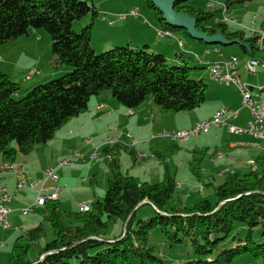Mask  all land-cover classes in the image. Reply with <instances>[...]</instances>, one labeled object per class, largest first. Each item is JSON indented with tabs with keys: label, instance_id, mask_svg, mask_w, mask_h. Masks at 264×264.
Wrapping results in <instances>:
<instances>
[{
	"label": "trees",
	"instance_id": "1",
	"mask_svg": "<svg viewBox=\"0 0 264 264\" xmlns=\"http://www.w3.org/2000/svg\"><path fill=\"white\" fill-rule=\"evenodd\" d=\"M142 1L154 12L162 32L171 36L183 32L192 38L184 28L168 23L152 0ZM190 1L175 0L174 10L195 18L198 31L220 34L228 41L239 39L247 42L248 50L242 47L245 52L257 53L258 36L244 39L242 30L228 33L224 23L205 25L214 12L196 10ZM98 17L93 0H0V44L29 29H43L50 35L51 67L69 69L58 78L34 84L19 98L15 97L18 84L0 72V153L5 160H15L18 154L26 155L36 144L50 140L68 120L87 109L92 96L103 91L129 110L148 96L164 113L188 112L205 101L208 85L192 73L206 66H189L183 53L176 56L183 64L169 65L174 60L147 44L133 47L127 43L96 52L91 33ZM82 18L87 22L76 32L73 22ZM109 145L102 147V155L111 157L103 198L91 200L87 211L72 212L63 210L56 200L47 201L45 220L52 240L30 260L29 250L43 228L39 224L27 230L13 243L8 264H162L163 257L149 244L156 229L169 246L189 241L193 258L184 264H231L244 254L264 258V155L256 159L257 169L227 174L215 188V202L203 199L192 206L167 207L177 190L174 176L166 171L152 183L121 172L118 151ZM195 154L190 170L201 181L202 159L199 152ZM116 221L124 224V230L117 238L104 240L108 226ZM236 223L243 225L245 236L229 239Z\"/></svg>",
	"mask_w": 264,
	"mask_h": 264
},
{
	"label": "crops",
	"instance_id": "2",
	"mask_svg": "<svg viewBox=\"0 0 264 264\" xmlns=\"http://www.w3.org/2000/svg\"><path fill=\"white\" fill-rule=\"evenodd\" d=\"M229 2L231 1L228 0V2L226 3V7L227 5H229ZM130 9L133 8H129V10ZM119 11L123 12V9L116 8V10H114L111 14ZM98 12L100 14L99 10ZM139 16L132 17L139 18ZM224 16L217 18L214 22L224 23L226 25V31L228 33L240 31V29L238 28H230L227 23V18ZM150 18H145L146 20H144V23L150 20V22L154 24L155 28L158 29L157 33L158 36L161 37L162 45L166 47H172V50L174 51L173 41H171L174 39L177 42L179 48L187 46L190 51L194 49L195 45L191 43L184 44L183 40L178 34L174 33L172 36L170 34L165 35V33L167 32H162L159 29L155 17L151 19ZM259 18L260 17H258V15H253L251 17V20L253 22L251 23L252 25L242 30L244 39L251 37L256 38V36H258L261 31H264V17L260 21H257L259 20ZM101 21L103 22L102 19ZM85 22H87V19ZM107 23L109 24V21ZM123 24L125 28H129L128 30H126V32L129 31V33L127 34L128 38L118 36V39H131L132 34L137 31L138 28L128 26L127 23ZM39 30L41 29H29L27 34L22 35L14 40L7 41L6 43L0 44V72L8 75L13 81L18 84L19 89L16 94L18 96L24 95L36 83L44 82V80L46 81V79L59 76L62 73L68 71V68L65 66L59 68L57 71L50 67L49 64L51 53L47 46L41 45V41L43 39L45 40V38ZM235 40L237 41L233 44L238 45L242 49V53L246 55V59H239V56L236 53H231L229 57H238V73L240 79L253 87L252 90L254 94H257L258 100L264 106V86H261L259 89L255 90V85L251 80L252 78L255 81L260 80L261 74L264 73V49L258 48L257 53L254 56H251L242 48H248L247 42H240L239 39ZM179 41L180 43H182V46L179 45ZM108 42V40L106 41L103 39H96V46H100L97 48L101 49V45H105ZM140 43L142 42L130 44L129 40L128 44L131 46H139ZM201 43L205 44L204 52L206 53L211 49L210 47L206 46L213 45L205 41ZM240 43L243 44V46H241ZM262 43L264 44V38L262 39ZM196 48L199 49L198 47ZM188 49L185 48V50ZM212 51L214 53L213 58L199 59L200 61L198 66H206V68L204 69L205 72H207L208 65L210 63L229 58L226 57L227 55H225V53H223L218 46L212 47ZM252 57L258 61L257 68L254 74L250 73L246 67L247 61ZM34 68L39 71V73H35V75H38L39 78H34V76L25 78L26 71ZM240 68L242 69V73H240ZM197 77H202L201 72L197 73ZM224 107L228 110H239L237 116L231 120V122L235 125L244 126L245 122L251 117L250 110L242 106L241 95L237 87L219 83L217 85H208L205 93V101L199 107L188 112L164 113L153 103L151 99L148 98H146L141 105L130 112L129 109L121 105L115 98H113L111 93L108 91L92 96L88 101L86 110H84L78 116H75L68 120L60 129L57 130L59 132L60 138L64 139L67 144L57 145L53 150L51 149L50 157L51 159H54L53 161H56L54 165L52 162H50L48 165H39L33 161V164H29L26 162L29 166L28 170L26 165L24 164L25 158L19 156L21 154H18L15 158L16 161L21 162L25 166V168L27 169L28 177L32 181H38L35 186L17 190L16 181L13 174L4 173L1 175L0 187H6L8 191L12 193V197L9 202L10 212L7 216L9 226L3 227L2 225H0V264H8L13 243L20 234L26 232L28 228L31 229V227H28L26 230L18 229V226H20L22 222L18 220L16 214L19 213L23 216L28 214H22L21 209L32 205L39 194L44 195L46 193H50L54 190V187L56 185H63L62 191L58 195V199L56 200L57 202H59V197H64L63 194L65 193V191H63V187L66 186L67 188L72 186L74 182L85 181L84 177H80L77 181L74 175H70V177H64V174L62 172L57 177L58 182H53L45 178V169L53 167L54 172L56 173L57 169L62 167L56 166L59 161L65 159L66 156L68 159L73 160L72 154L74 151H72V149H77L79 153H81L84 157H87L88 154L95 150L97 147H100L101 145L105 147L106 145H104V142L107 139L112 138L114 140H117L118 142L113 143L108 147L115 148V150L118 151V155L120 154V149L123 148L125 150H128L129 152L132 151V153H134L136 156L133 159V166L130 165L127 160L124 161L123 167L126 168L127 173L138 177L142 181L153 183L161 180L164 173L168 171L174 176L179 189H182L183 187L187 188L188 185L189 187H193V191H196V195L198 196L195 203L203 199H209V196L204 198V189L201 190L202 184L203 186L206 184L204 181L212 185L215 184V181L222 179L219 182L221 184L227 174L238 173L239 175H243L249 172L251 168L256 167L254 169H257L258 163L256 159L259 156H262L260 155V153L264 154V150H261L256 145L257 143H259V140L248 133H230L224 126H222L217 128L213 127L207 133H200L198 135L190 137L185 141L179 142H176L170 138H161L156 136V133L163 129H188L202 120L210 119L218 109ZM131 139H137L136 144L131 145ZM64 151H67V153L65 156H62ZM195 151L200 153L197 154V156L201 157L202 159L199 168V173L202 176V180L200 181L198 177H195L196 180L200 182L199 187L194 184V181L191 177H188V180L186 182L179 176V171L181 169H190V160L192 156H196ZM137 153H143V157H139L138 155H136ZM110 154L112 155V153ZM159 156H161L162 158H160ZM108 158L111 159L110 156H108ZM4 160L5 158L0 153V165L4 162ZM74 160L76 162H79V164L75 165V162L74 165L70 167L79 166L80 168H88L87 166H85V164L88 163L83 162L82 159ZM140 160H143L141 164H139ZM80 163L84 165H80ZM89 164L90 173L97 163ZM117 164L119 166V169L122 170L123 167L121 168L119 162H117ZM109 172H107L106 178ZM60 178L61 180H59ZM102 187H99V190L103 192L105 191L106 187ZM196 188L198 189L196 190ZM23 190H27V192L23 195L18 196V193ZM99 190L97 189V191L95 192V190L93 189V195H96V197H98ZM72 191L73 187L71 188V192ZM190 192V190L185 191L184 194L186 195V197L191 196L189 194ZM84 200L91 201L92 198L86 197L85 199L81 200V202H84ZM61 204H64L63 199H61ZM76 204L75 208L78 209V206ZM45 205L46 203L44 205L35 206L36 211L43 210L42 217L44 218ZM184 205H186V202H184ZM33 214L35 216L37 213L34 212ZM26 221L27 220H25V222Z\"/></svg>",
	"mask_w": 264,
	"mask_h": 264
},
{
	"label": "rangeland",
	"instance_id": "3",
	"mask_svg": "<svg viewBox=\"0 0 264 264\" xmlns=\"http://www.w3.org/2000/svg\"><path fill=\"white\" fill-rule=\"evenodd\" d=\"M230 1L231 2H229V5H227V7H226V3L228 2V0H191L190 3L196 10L203 9L205 11H210L212 13L214 12V17L208 21H205L204 22L205 25H210L217 18H220L225 15L224 17L227 18V23L230 28L234 27V28L243 30L244 28L246 29L247 27L252 25L251 23L253 22L251 20V17L253 15H258V17H260L259 20L257 21H260L264 17V0H252V1L230 0ZM93 2L95 6H97L98 10L100 11V14H99V17L93 23L92 33H91L92 46H96V39H101V40L103 39V40L109 41L105 45H101V49L97 48L100 46H96L95 48L93 47L96 52H102V51L111 49L113 46H116V45L118 46L127 45V43H129V40H130V44H135L136 42H142L140 43L139 47H142L147 44L149 46V49L165 53L168 58H172L174 60L172 62L169 61V65L183 64L186 61L189 66H198L199 61H200L199 59L201 58L211 59L214 57V53L212 51V47H214L213 45L206 46V47L211 48L209 52L206 53L204 52L205 44H202L201 42H195L196 40H193L190 37H187L183 32H176L175 34H178L181 37L184 44L191 43L195 45L193 50L190 51V49H188L187 46L179 48L177 45V42L174 39L171 40L173 41L174 51L172 50V47H166L162 45L161 37H159L157 33L158 29L155 28L154 24H152L150 20L144 23V20H146L145 18L147 17L150 18V16L151 18H154L155 16H154V12L150 10L144 4L142 0H93ZM116 8L123 9V12L119 11V12H115L111 14L114 10H116ZM129 8H135L139 10L140 12L139 18H133L132 16H130ZM122 13L125 14L124 18L120 17V14ZM101 19L103 20V22L101 21ZM85 21L86 19L84 18H82L81 20L74 21L72 25L73 29L76 32H79L82 26L85 24ZM108 21H111L110 25L107 23ZM123 23H127L128 26L137 27L139 31L138 30L135 31L132 34L131 39H126V40L123 38L118 39V36H123L124 38H128L127 34L129 33V31L126 32V30H128L129 28H125ZM39 31L44 35V38H45V40L43 39L41 41V45L47 46L48 49L50 50V35L43 29ZM134 46H137V45H133V47ZM217 46L220 47L221 51L225 53V55H227L226 57H229L231 53H236L239 56V59L240 58L246 59V55L242 53V49L236 44H232L228 46H223V45H217ZM196 47H198L199 49H197ZM185 48H187L188 50H185ZM180 53H183L185 55L184 57L185 61H183L181 58L176 57ZM34 70H37V69L34 68ZM54 70L57 71L58 69H54ZM67 72H69V69L68 71H66V73ZM199 72H201V76L203 77L204 83H206L207 85L211 86L213 84L215 85L218 84V83L217 84L214 83L209 78V70H207V72H205V70H200ZM240 73H242L241 68H240ZM63 74H65V72L59 76L46 79V81L44 80V82H41V83H45L49 81L50 79L58 78L62 76ZM32 76H34V78L35 77L39 78V76L35 74ZM192 76L197 77V73L195 75L192 73ZM251 80L253 81L252 83L255 85V90L259 89L261 86H264V73L261 74L260 80L255 81L253 78ZM33 86L29 90H31ZM103 92H106V91H103ZM103 92H100V93H103ZM21 96L17 95L15 97L19 98ZM147 98L151 99V97L149 96ZM66 144L67 142L64 139L60 138L59 132L57 131L51 140H48L46 143L36 144L33 147V149L28 154H26V156H22V155H19V156L25 158L24 164L26 165L28 170H29V166L27 163L33 164L32 161L36 162L39 165L41 164L48 165L50 162H52L54 165L56 161H53L54 159H51L50 157L51 149L53 150L57 145H66ZM72 151L75 152L77 151V149H72ZM66 153L67 151H64L62 156H65ZM260 155H264V154L260 153ZM54 158H55V155H54ZM66 158L67 156L65 157V159ZM109 160L110 159H106L105 156L97 157L93 162H91V163H97V164L90 173H89L90 164H85V166H87L88 168H84V167L80 168L79 166L77 167L62 166L57 169L55 173L57 177L62 172L64 174V177H70V175H74L77 181L80 177L85 178L84 182L78 181V182H74L72 186L70 187H67V188L66 186L63 187V191H65V193L63 194L64 197L63 196L59 197V203L63 210L69 211V212L78 210L75 208L76 203L77 204L78 203H88L90 205V201L84 200V202H81V200L85 199L86 197L92 198V200H95V199L101 200L103 198L105 191L103 192L100 191L99 187H102V186L106 187L105 178H106L107 172H109V169H108ZM126 160L130 163V165L133 166L134 162H133L130 152L128 150L121 148L120 154L117 155V161L119 162L121 168L123 167L124 161ZM142 161L140 160L139 164H141ZM78 164L79 162H76L75 165H78ZM80 165H84V164L80 163ZM254 168H251L250 170H253ZM120 171L126 172V168L123 167V169ZM179 176L186 182L188 180V177H191L194 181V184H196L198 187L200 186L199 185L200 182L196 180L195 176L191 173L190 169L188 170L181 169L179 171ZM59 180H61V178ZM221 180L219 179L215 181V184H212V185L204 181L206 183L203 186L204 196H205L204 198L209 196L210 201L212 202L216 201L214 189L216 188L218 184H220L219 182ZM58 184H62V183H58ZM62 186L63 185H61V187ZM72 187H73V191L71 192ZM192 188L193 187H189L188 185L187 188L183 187L182 189H179L177 186L176 193L174 194L172 200L168 203L167 207H171L175 205L183 206L184 202H186V206H192L198 197L196 195L197 192L196 191L194 192ZM93 189L95 190V192L97 191V189L99 190L98 197H96V195H93ZM197 189L198 188H196V190ZM186 190L191 191L189 193L191 195L190 197H186V195L184 194ZM26 192L27 190H23L18 193V196L23 195ZM61 199L64 200V204H61ZM144 209L147 210L148 208L146 207ZM42 211L43 210L36 211V207H35L32 211L33 213L34 212L37 213L35 216L32 212H29L27 215H24V216L20 215L19 213L16 214V216L18 217V220L22 222V224L18 226V229L26 230L28 227L35 228L39 224H41L43 228V231L40 237L31 246L29 250L28 258L30 260L35 259L38 255V251L40 250V248L44 246L46 243H48L50 240H52V237H53L52 229L49 223L45 220L44 217H42ZM25 220L27 221L25 222ZM64 222H66V218H64ZM27 230H29V228ZM123 230H124V224H122L120 221H116L115 223L110 224L108 226V229L103 239L106 241H109L110 239L117 238L122 233ZM245 233L246 232H245V228L243 227V225L241 223H236L234 231L231 233L229 239H231L233 236H236V237L239 236L240 238H243L245 236ZM253 237L255 239L258 238L257 230L254 231ZM149 244L153 246L154 252L156 253V255L163 257L164 262L162 264H184L185 262H187V260H190L193 258L192 249H191V246L188 240H184L182 244H174L173 246H169V244L166 243L161 232L158 229L154 230L153 233L150 235ZM230 245H232V243H230ZM231 264H264V258H254L250 254H244V255L239 256L235 260H233Z\"/></svg>",
	"mask_w": 264,
	"mask_h": 264
},
{
	"label": "built area",
	"instance_id": "4",
	"mask_svg": "<svg viewBox=\"0 0 264 264\" xmlns=\"http://www.w3.org/2000/svg\"><path fill=\"white\" fill-rule=\"evenodd\" d=\"M129 15L133 17L139 16V11L137 9H130ZM121 18L125 17V14H120ZM169 35L170 32L165 33ZM264 38V31H261L256 38V43L262 44V49H264V44L262 43V39ZM179 44L180 41H179ZM229 59V67L225 68H217L213 67L212 69H208L212 71V75H216L219 80H221V84L226 85H235L241 95V103L243 107H246L251 112V117L245 122L244 126H238L231 122L233 118L237 116L239 110L226 109L221 108L218 109L210 119L202 120L192 127L188 129H179V130H161L156 133V136L161 138H170L176 142L185 141L194 135H198L200 133H207L213 127H222L224 126L228 132L234 134H242L248 133L253 135L255 138L259 140L258 147L261 150H264V106L258 100L257 95H253L251 93H246V86L248 83L242 81L239 77L238 73V65L239 60L237 56H231ZM258 61L255 58H250L246 67L248 71L252 74L255 73L257 68ZM39 73L38 70L30 69L25 73V78L31 77L33 74ZM118 142L112 138L107 139L104 142V145H109L112 143ZM131 145L136 144L137 140L131 139ZM102 147H97L95 150L90 152L87 157H84L78 151H75V159H82L85 163H91L94 159L99 156H102ZM138 155L143 156V153H138ZM76 162V161H75ZM75 162H58L56 166H72ZM4 173H11L15 177L16 181V189L21 190L25 187H33L38 181H32L27 174V169L24 168H0V177ZM45 178L49 179L53 182L57 181V176L55 175L54 168H47L44 171ZM62 187L56 185L54 190L50 193L39 194L32 205L21 209L22 214H26L33 211V208L37 205H44L47 201H55L58 199V195L61 193ZM12 193L8 191V189L4 186L0 187V225L3 227L9 226V222L7 219L8 213L10 212L9 202L11 200ZM78 209L87 210L89 205L88 203H78Z\"/></svg>",
	"mask_w": 264,
	"mask_h": 264
},
{
	"label": "water",
	"instance_id": "5",
	"mask_svg": "<svg viewBox=\"0 0 264 264\" xmlns=\"http://www.w3.org/2000/svg\"><path fill=\"white\" fill-rule=\"evenodd\" d=\"M152 2L168 23L184 28L193 39L203 40L209 44L216 45H230L237 41H227L220 34L209 36L202 31H198L195 18L190 17L186 13H176L174 10L175 0H152Z\"/></svg>",
	"mask_w": 264,
	"mask_h": 264
},
{
	"label": "bare ground",
	"instance_id": "6",
	"mask_svg": "<svg viewBox=\"0 0 264 264\" xmlns=\"http://www.w3.org/2000/svg\"><path fill=\"white\" fill-rule=\"evenodd\" d=\"M109 24H111V21H109ZM160 34H162V33H160ZM255 44H256V47L262 49V44H260V43H255ZM179 45H181V44H179ZM212 66L217 67V68L229 67V59H222V60H218V61H215L213 63H210L208 65V69H212ZM209 76L214 82L221 84V80H219L216 75H212L211 70H209ZM252 89H253V87L250 84H248V86H246V93H251L253 95H257V94H254ZM131 111L132 110H130V112ZM256 145L258 146V143ZM137 155H138V153H137ZM138 156L143 157L141 155H138ZM72 157H73V160L66 158V159H63L59 162H75V160H74L75 154L74 153L72 154ZM4 167L9 168V169H16V168H24L25 166L21 162L16 161V160H4V162L0 165V168H4ZM79 210L87 211L88 209L87 210L79 209Z\"/></svg>",
	"mask_w": 264,
	"mask_h": 264
}]
</instances>
